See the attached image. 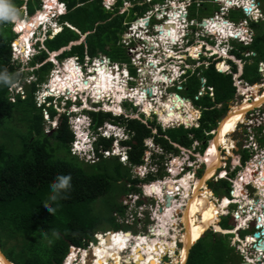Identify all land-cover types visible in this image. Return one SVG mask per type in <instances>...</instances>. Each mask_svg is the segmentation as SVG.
<instances>
[{"label":"trees","instance_id":"obj_1","mask_svg":"<svg viewBox=\"0 0 264 264\" xmlns=\"http://www.w3.org/2000/svg\"><path fill=\"white\" fill-rule=\"evenodd\" d=\"M60 1L66 4L68 9L67 14L60 19L62 30L53 38L48 37L46 39L45 49L33 57L28 69L21 68L14 61L12 44L16 39V34L11 22L0 23V71L7 70L14 84L21 85L20 87L24 91L14 94V87L0 83V248L5 255L8 251V259L14 264H64L70 253V247L72 245L85 247L89 243L95 242V234L102 229L101 226L110 225L113 230L109 232L123 230L114 217L115 213L124 216L126 212V207L123 206V202H120L121 199L131 193L140 194L141 189L137 187L138 184L148 183L165 176L163 172H160L159 175H147L142 180L140 176H134V168L142 167L146 163L145 158L149 153L146 142L153 140L163 152V155H155L154 159H158L157 164L160 165V170H164L162 165L165 155H178L180 152L175 145L191 149L194 143L198 142L204 143L203 149L207 146L210 133L215 130L223 112L227 111L229 103L237 95L233 75L218 72L214 63L209 62L207 67L202 65L194 72L190 71L182 82V89L176 88L177 91L194 94V100L202 110L199 127L187 129L184 126H179L164 130L158 123L156 115H153L154 120H151L146 119L144 115L141 118H131L126 116L113 117L105 112L93 113L92 131H97L106 121L121 123L130 130L132 139L123 143L128 149L127 163L121 162L118 156L109 154L114 149L113 138H102L97 141L94 146L96 161H82L70 151L74 135L70 129L68 113L60 114L54 107H41L36 102V93L43 88L47 77L55 67L50 58L53 53H58L59 60L78 58L83 64L87 57L95 60L100 54H103L107 58L109 57L112 62H116L113 61L112 58L114 57L111 52L120 48L128 57L126 61L128 63L125 64L129 65L131 75L136 77L138 75L137 68L132 65L128 50L122 40L133 23L132 16L136 13L142 16L149 9L146 8V3L138 4L137 1L140 0H131L134 3L133 9L122 14L119 13L124 8L123 0H120L112 11L105 9L103 0ZM257 1L260 3L264 14V0ZM11 2L18 10V14H21V9L26 6L30 16L41 11L43 6L42 0H11ZM46 2L49 7L57 3V0H46ZM206 4H203L201 11ZM210 4L217 6L214 0H211ZM175 7L176 5L172 6V8ZM196 7V3H193L189 8L188 18L190 21H195L194 9ZM172 10V12L177 11L178 13V9ZM219 10L216 7L213 14L214 12L218 13ZM44 12L38 13L31 24L27 21H21L19 25L17 24L16 33L18 36L16 35V37L18 40L15 43L17 47L26 43V34L33 30L40 18L46 13ZM237 13L243 17L239 22L249 21L242 8L230 10L228 19L229 17L233 18V15ZM211 21L209 20L208 26L204 29L205 32L207 31L206 33L215 35L216 31H212ZM141 23L142 21H139L137 25L135 24L137 33L142 26ZM217 26L220 27V29L218 28L220 33H217L223 35L221 38H228L227 31L229 29L220 25ZM260 26V21L250 23V27L255 32L252 43L243 45L233 42L232 54L242 60H247L250 57L257 61L254 72L251 71V65L247 63L241 77L242 80L251 85L261 83L263 80L262 73L258 71V64L264 61V33ZM158 30L159 32L166 31L160 27ZM240 33L242 34L243 31ZM85 34H88L86 40L77 44L82 35ZM232 36L235 37L236 35ZM161 41L163 43L164 35L161 36ZM245 53H254L255 56L245 57ZM229 63L233 67V72L237 73V66L232 61ZM151 66L156 67L155 63ZM78 69L74 68L72 64L67 65L66 72L69 75L66 79L57 76L55 79L60 83L54 80L52 89L65 91L69 84L76 88V81L80 90L82 85L87 88V92L95 90V85L91 87L88 85V81L94 77L86 81L82 79L83 76ZM222 69L225 71V64H223ZM91 70L94 71V69ZM106 72L108 73L107 85L106 80L102 77L100 80L105 83L103 86H107L109 94L115 93V99L118 102L121 101L119 96L135 97L137 89L133 93H126V91L121 93L117 87L123 89L126 81L123 82L121 77L115 73ZM251 73H254L255 76H251ZM145 74L147 73L145 72ZM27 76L33 80H29ZM202 79H205L207 94L196 99L203 87ZM27 80L29 82H26ZM163 80L169 81L167 77L162 78L161 83ZM109 81H111V85H109ZM208 88H213V97L210 96ZM97 91L100 92V89L98 88ZM250 92H253L252 97L255 98V91ZM156 98L155 102L161 108V111L158 109V112L165 117L168 123L177 110L186 111L194 121L195 112H192V105L187 100L179 101L177 95L165 102L160 99V94ZM144 102L153 109V100L151 102L148 98ZM219 105H223V108L219 109ZM128 107L135 112L137 110L131 104ZM45 109L51 121L58 118L56 127L48 132ZM223 146L230 149V146L233 147L234 145L226 143ZM102 152H107L108 156ZM248 157L245 155V162ZM212 160L216 166L221 165L220 162L215 161V157ZM61 174L72 176L71 188L67 193L68 198L63 199L58 196L55 201H51L49 199V196L52 195L50 186L55 177ZM206 185L208 186L207 191L213 192L212 182H208ZM221 186L226 189L224 195H229L230 184L221 180L215 185V188ZM119 192V201L112 202L111 214L107 216L108 218L101 220L95 213L94 204L101 199L104 200L112 196V194H119ZM212 195L211 193L200 196L211 201L209 196ZM141 203H143L142 199L139 200V204ZM45 204L53 208L54 211L52 213L47 212L44 208ZM128 229L131 228L128 227ZM103 238V235L100 234L99 240ZM105 238L109 240V236ZM10 242H12L11 245L6 248ZM195 244L192 249L190 247L191 252L187 264H228L235 251L226 242V235L216 234L212 231ZM235 258H232L231 261Z\"/></svg>","mask_w":264,"mask_h":264},{"label":"rangeland","instance_id":"obj_2","mask_svg":"<svg viewBox=\"0 0 264 264\" xmlns=\"http://www.w3.org/2000/svg\"><path fill=\"white\" fill-rule=\"evenodd\" d=\"M114 1L115 0H110L109 1L110 3L107 4V5H106V3L104 1L103 2V5L106 8V7H108V5H112V3ZM152 1L151 0H140V1H137L138 4H140V3L141 4L146 3L147 4V7L146 8L149 9V12H146L142 16H139L137 13L135 15H133L132 16L133 23H135L137 25L138 23H136V22H137V19L138 18L144 17L145 15H146V17H148L149 14H152V16H151L152 17L151 18V25H150V27L152 28L151 34L159 32L158 28L152 27L153 24H155L156 26L160 27V29H162V30L165 29L166 31L160 32L161 36L164 35V41H163L162 44L165 45V46H167V47H170V48H171L172 45H175L176 44L175 42L179 38L178 33H179V30L182 27L181 24H182V21H183L184 17L182 19V15L183 14L182 15H178L177 11H175V12H172V14L169 15V19H168L169 21L168 22H165L163 20L165 14H161V13L158 14V13H156V11L159 10V9L162 10V11L165 10V11H167L169 13V12L173 11L172 9H175V10L178 9V11H179V10H181L182 7H185L186 8V12L184 11L185 12L184 14H186V18H188V15L187 14L189 12V5H191L194 2L197 3V4L207 3L205 5L203 11H201L202 6H199V5L196 7V9H194V12H195L194 18H195V20L201 22L203 20V17L210 18L212 15H213V17H216V15L218 13H219V15H220L221 18H225L227 20L230 19L231 21H235V22H239V21H241L243 19V17H241L238 13L236 15H233V18L232 17H229V19H228L227 16H228V13L229 12L228 13L227 12H225V13H222L221 12L222 11L221 9H222L223 3L222 2L219 3L220 0L219 1L218 0H214V3H216L217 6H213V4H210V1L211 0H198V1H194V0H158L157 1V0H154V2L151 4ZM44 2H45V4L47 3L46 0H42V5H43ZM239 2L242 3V5H244L247 2V0H239ZM131 3L124 5V8L121 9V11H120L119 14H122V13H124L126 11L127 12H130L133 9V7H134V3L132 1H131ZM155 3H159V4H156L154 6ZM55 4L56 3L52 4V6H49V7L46 5V7L44 6V9H43V6H42V11L43 10H46L49 13L48 10L55 9L56 8V5ZM226 4L228 6H233L234 5V2L233 1H227ZM173 5H176V7L175 8H172ZM216 7L218 9H220V10H219L218 13L217 12H214V14H213V11H214V9ZM263 7H264V4H263ZM234 9H238V8H234ZM21 12H22L21 14H18V16H19L18 20L17 21H14V22H11V25H12V28H13L14 32L16 31V28L15 27H16L17 24L19 25V22H21V21H27V22H30V24H31V22L34 21L36 15L39 13V12H37L34 16H30V14H28V12H27L26 6L21 9ZM59 13H61V12H59ZM45 18H46V16H43V20L41 19V21H39L36 24V26L33 28V30L31 31V33L33 31H36L39 35L41 34L40 28L42 26H39V25H40V23H44V22L47 21L46 20L47 18L46 19ZM247 18L249 20L246 23V27H248L247 28V32H246L248 34V41L246 40V38H241L240 39L241 41H238V42H243L244 41L243 43H241L243 45L249 44L252 41L251 40V38H252L251 36L253 34V31H254V30H251V27H250V23L252 21L255 22V23H257V22L260 21V25H261L260 28H261V30L264 33V22H263L264 21V15L262 17V15L259 14V13H257L256 15H254V14L251 15L250 14L249 17H247ZM135 19H136V21H135ZM1 22H3V21H0V23ZM145 22L146 21H143L141 24L144 25ZM210 23H211V26L213 28L212 31H216L215 35H211V34L206 33L202 28H200L197 25V22L196 21H193V22L190 21L189 22L190 25L193 24L196 27V30H193L192 28H190V31L189 32L190 33H194V36H195V39H196V41L194 42V44L198 46V48L192 50V52L190 53L191 55H193L192 53H195V56H196V53L199 52V48L201 46H203V42H201L200 40L208 41L212 45H214L215 43L218 42L217 46H215L216 47V53H218L219 51L221 53L224 52V51H222L221 46H218L220 44V42H223L225 44L224 47L227 49V51L229 50V48H228V39H226L224 41V39L221 38V37H223V35H220L219 34L220 32L218 30L220 29V27L217 26V25H220V26H222L224 28V27L227 26L225 24V22H217V20H215V21H211ZM239 23H241V22H239ZM239 23H235V24L238 25ZM161 24H163V26H159ZM166 24L168 26H165ZM38 26H39V30L37 31V27ZM48 27H49L48 25H45V28H44L45 29L44 30L45 32L47 31L46 28H48ZM226 28L229 29L227 31V33H229V36L230 35H234V36L235 35H238V36L241 35L240 32L237 33V34H236V32L234 33V31H232L229 26H227ZM168 31H171V35L170 36L167 35V32ZM56 32L57 31H55V34H56ZM181 32H182V30L180 31V33ZM217 32H219V33H217ZM31 33H29V34L27 33L26 34V43L28 42L29 38L31 37V35H32ZM129 33L130 32H128V34H126L125 36H123L124 39H125V37L127 35H129ZM136 34H139V33L136 32ZM182 35H183V33H182ZM86 37H87L86 34L83 35V40L84 39L86 40ZM15 38H17L16 35H15ZM154 39H156V38H154ZM145 40H146V38H145ZM43 41H44V39H43ZM81 41H82V39H81ZM147 41H151V40H148L147 39ZM238 42H235V44H238ZM14 43H16V42H14ZM122 43H124L125 48L127 49L128 47L126 46V42L124 41ZM138 44L139 43H137V45ZM180 44H181V42H180ZM186 44H187V41H186ZM13 45L14 44H12V47H13ZM22 47H23V45L21 47H19L20 50H21ZM113 50L114 49L112 48V51ZM202 50L204 52H202V54H201V56L199 58L200 59L199 63L196 64V62L189 61L191 64L192 63H195L196 64V66H195L194 69L200 68L202 65H205L207 67L209 65V63H207L208 61L209 62H212L213 60H215L218 57L222 56V54L219 52L218 53V56H216V58L213 59V58H211L212 56H210V54H209L211 50H209L208 48L206 49L205 47ZM127 52H128L129 57L132 60L133 54L130 53L129 49H128ZM23 53L27 55L26 48L23 49ZM111 53H112V55L114 57V58H112L113 61H116L120 65H123V66H125V67L128 68L129 65L128 64H125V63H128V62H126L127 59H128V57H127L126 53L124 55V52H123L122 49L119 48V49H117V50H115V51H113ZM26 55H24V57ZM57 55L58 54H56V55L54 54V55H52V57L53 56L55 57ZM104 57L108 61V58L109 57L107 58V56H105L103 54H100L98 56V59L99 60H102V59H104ZM224 57H226V56H224ZM183 58L184 59H188V55H184ZM75 59H78V58H75ZM228 59H230V58H228ZM87 60L88 59L86 58V60H85L86 63H85L84 70H83V72L85 74H84L83 77L89 76L91 74V72H95V73H94V75H91L90 78H92V77H94L96 75L93 79H91V80L88 81V83H89L88 85L90 87L93 86V85H95V90H93V91L91 90L90 91L91 94L93 96L95 95L96 96V99H99V100L100 99L101 100H106V98L108 96L113 97L112 94H109L108 93L107 86H103L105 83H103L100 80V78L102 77L104 80H106V85H107L108 73L106 71H109V70H106L107 68L104 67V66H99L96 69V71H93V70H91L90 68L87 67V64H89V62H87ZM247 60H246V62H248L251 65V68H252L251 71L254 72L255 65H256V62L257 61L254 58H250V57ZM22 61H26V60H24L22 58L20 62H22ZM239 61H241V60H238V57L236 59H232V62L237 66V69H238V74L236 73L237 75H240L241 74V70H240L241 69V66H242V64H245L244 61L243 62H239ZM94 62H95V60L93 61V63ZM95 63H97V62H95ZM152 63H154V62H152ZM29 64H30V62H28V66H29ZM223 64H225V63L223 62ZM223 64H220V65L219 64H215L216 65L215 66L216 69L217 70L218 69L221 70L223 68ZM67 65H68L67 59H65V60H59L58 59L57 65L54 67V70L47 77V81L43 85V89L44 90L47 87L46 84H49V83H51V85L53 84L54 80H56L55 77L58 76V77H61L63 79H66L64 77L65 76L67 77V75H69L68 72L66 74L64 73V72H66L65 71V68H67ZM132 65H134V64H132ZM101 67H103V69H101ZM134 67H135V65H134ZM142 67H143V69H141L140 71L137 72L138 75L134 78V80L131 81V82H129V86L131 88H133V90H136L137 89V91H136V97H138L139 100H137L138 98L137 99H134V98L128 97V100L127 101L118 102L116 99H114L110 104L112 106L116 107L117 110H120L118 108V106H122L123 111L125 113L128 112L130 114H133V109L130 108V107H128V105L132 104V105H134V106L137 107L138 102H139L141 104V106H142V108L139 109V113L146 114V119L149 118L151 120H154L153 117H152L153 115H155V114H153V110L156 111V113L158 114V117H157L158 118V123L161 122L162 127L164 128V130H167L170 127L171 128L179 127L182 124L186 125L187 128H189V127L191 128V126L192 127L193 126H196V127L199 126V124H200L199 123V119L201 118L200 115L202 114V111H201V108L198 107L197 103L194 100V94L187 93V92L184 93V92L177 91L176 88L177 87L179 88L182 85V82L177 81V82H174V84H171L172 83L171 82V79H170V81H168V84H167L168 85V88L166 89V86H163L161 84V82H160L161 79L164 78V77L161 76V74L159 72H157L155 69H150L151 65H149V64H143ZM135 68H137V67H135ZM232 68L233 67H231L230 69L233 70ZM144 71L147 74H145ZM221 71H223V70H221ZM225 71H228L227 74L230 72L227 67H226ZM260 72H263L264 73V69L261 70ZM168 75L170 76V72L168 73ZM251 76H255V74L254 73H251ZM173 77H176V73L172 76V78ZM27 78L29 80H33V78H31V77H28L27 76ZM84 80H86V79H84ZM202 81L205 82V79L202 80ZM262 81L263 82L260 85H257V86H255V87H253L251 89H248V90H247L248 87L246 86L245 81L244 82H241L242 85H240V88L242 90H238L237 91V95L229 103V106L227 108V111L226 112H223L222 117L218 121V124H217L215 130L210 133L212 135L207 140V146L204 149H203V144L204 143H197L196 142L191 149H186V148H183V147L179 148L180 152H179L178 155H174V154H167V155H165L166 157H165V160L163 162L164 170H158L157 167H151L149 165H145L142 168L141 167L140 168H134V170H133L134 176H140V179L141 180L144 179L147 176V174L149 173V171H152L154 175H157V174L159 175L160 172L161 173L163 172L165 174V176L162 177V178H158V179L156 178L155 180L150 181L148 183H143L142 182V183L138 184L137 187L139 189H141V193L140 194L131 193V194H128V195H126L125 197H123L121 199L120 202H123V206L126 207V212H125L124 216H121L119 213H115L114 214V217L116 218L117 223L121 226V229H123V230H121V232H124V234L123 233H118V232H114V234H117L118 233V234H120V236H124V235H126L125 233L131 232L134 236H137V237H139V236H142V237L148 236L149 237L152 234L154 228L161 227L162 225L159 223L160 219L157 217V215L158 214H161L162 211L164 212L165 209H166V207H165V198H162L161 199V198L155 197V195L149 194L147 192V187L148 186H151V185H154V184H160V185L161 184H164V183L167 184V182H170V181L180 182V180L179 181H176V178H183L184 179V178L188 177V178H190L189 179L190 182L191 181H194V180H199L200 178H203L204 176H202V175L204 174V172L206 170V165H207L206 164V161H205L207 156L211 160L214 159V157H215L216 158L215 161L216 162H220V160H219V155H220V158L222 159V163L221 162L220 163H221L222 166L219 165V167H218V166L215 165L217 167V172L214 173L215 175L212 177L211 181H209V182H212L211 188H212L213 192L212 191H210V192L207 191L208 186H206L199 194L201 196H205V194H211V193L213 194L212 196H209V197H210L211 202H213L215 204V206H216V212H217V218H218V221H216V223H217V226L220 225V227L222 228L223 231L222 232H217L215 230V227L212 226V227H210V229H208V231H206V233L203 235V237L206 236L211 231L213 233H216V234L218 233V234H222V235H227L228 231L225 230V229H231V228H233V226H235L237 224L238 221L240 222V220L237 219V218L236 219L234 218L236 221L234 220V222H233V220L230 218V216H227L230 213L229 212V209H230V211H232L233 209H235V206H232L231 208H227L226 207L225 209L219 208V207H221L222 201L226 200V198L228 197V195H226V194L224 195V191L226 190L225 187L222 188V186H221L219 188H215V185L218 184V182H220L221 180H223V181L225 180L228 183H230V187H232V189H234V191H236V192H238V190H242V188H243L242 187V184H245V183H247L249 181H254L253 186L258 189V194L261 196V199H260L261 200V203H262V205H264L263 204L264 197H262V194H261V191H260V187L256 183V180L257 179H255V176H254V175L260 174V172L262 170L260 171L259 170L260 168H256V170H258V171L257 172H254V174L252 175V177L248 178V173L251 172L250 169L253 171L254 166H258L259 165V161L260 162L262 161L264 163V132H263L264 131V124H263V126H261V124H258L257 123L256 119L253 120L254 122L252 121V123H253V126L252 127L249 125L250 123L248 124V123H246L244 121L241 124H239V125L237 124L236 127L234 126L235 127V130L234 131L231 130L227 134V136L224 138V140L222 142L223 144H221L215 150V151H217V153H215V151L212 152V154H210L211 152L210 153H207L209 151V148H210L213 140L216 137L215 134H214V132L216 131V129L217 130L219 129V127H218L219 124L222 121L229 119L231 115L234 116L235 113L237 114L238 113V110L241 109L242 106H244L245 104H248V102L250 103V101H247L246 100V96L247 97L248 96L249 97L250 96L252 97V93L253 92H250V91H255V94H256L255 97L259 96V94L261 93V89L264 90V74H263V80ZM26 82H29V81L27 80ZM56 82H59V81L56 80ZM75 84H76V87H77V82L76 81H75ZM20 86L21 85H15V87H14V94H17L18 92H20L22 90V88ZM81 87H82L81 88V91H83L84 89H87L84 85H82ZM98 88L100 89V92L97 91ZM144 88H151L152 89L153 96H151V97H157L160 94V96H161L160 99L162 100V102H165L166 100H169L170 101L171 97L172 96L175 97V95L178 94V93L181 96H183L184 98L189 99L191 101L190 103L192 105V112L193 111L195 112V119H194V121H192L191 116L186 111H184V110H177L171 116V122L166 124L162 120V117L160 116V113L158 112V109H159V111H161V108H159V104H157V102H155L157 98H155V100H153L154 101V107H153V109L151 107H149L144 102L146 99H148V97H147L148 94H147L146 91H144ZM72 91H77V89L74 88L71 84L68 85V91H65V92L59 91L60 94L65 97V100H64L65 106H67V108H69L70 110L72 109L71 112H73L75 110V107L76 106H79V105L70 104V102L75 103L78 100H81L82 103L87 106V109H84V110H89V112H90V110H96V111L100 110V108H98V107L95 106V104H94L95 102H93V100L91 98H87L83 93H78V92H75L74 93L73 92L71 94ZM160 91H162L163 94L160 93ZM130 92L133 93L134 91H131V90L130 91H126V93H130ZM49 95L50 94H48V93L44 94V92L42 90H39L36 93V102H38V105H39V103H44V101H42L41 98L46 99V97L49 96ZM58 95H59V93L58 94H55L56 97H58ZM142 95H144V96H142ZM210 96L213 97L212 94ZM125 97H126L125 95L122 96V98H125ZM200 97H201V95H200ZM120 100L122 101L123 99L120 98ZM243 101H245V102H243ZM253 101H254V98H253ZM151 102H152V100H151ZM241 103H242V105H240ZM126 104H127V106H126ZM222 106L223 105H219L218 106L219 109H222L223 108ZM254 106H258V108L262 109V106L259 107L260 105H254ZM61 107H63V106H61ZM54 108L60 114H63V109L60 108V106L57 103L55 104ZM254 108H252V109H254ZM224 117H226V118H224ZM45 120H46V129H47V132L49 130L50 131L53 130L56 127L57 122H58V118L54 119V121H51L49 115H45ZM106 123H107V121L104 122V124H102L98 129L102 128ZM89 125L91 126L90 123H89ZM23 127H24V125H23ZM216 134H217V132H216ZM229 135H231V139H228L229 138ZM226 143H228L230 145H234V147H231L230 146V149H232V150L225 149L226 147H224L223 145H225ZM77 144H78L77 140H73V142H72L73 147H75V145H77ZM149 145L151 147H154V148L156 147V152H158L160 150L155 145V143H154L153 140H150L149 141ZM175 146L176 147H179L177 145H175ZM115 147H118V145L115 144ZM201 148H202V150H201ZM118 149L120 150L119 147H118ZM75 153H78V152H76V151L73 150V154H75ZM159 153L163 154L162 151H159ZM104 154H105V156H108L107 153H104ZM112 154L113 155H116V156L119 155L118 151H116V150L113 151L111 153V155ZM245 155L249 156L247 158L246 162H245ZM148 157H149V153H147V155H146V158H148ZM176 157H179L181 160H183V163L185 165H187L189 159L194 160V162H195L194 166L195 167L189 173H187V174L184 175L182 173H185V169L187 167V166H184V167H182L179 170V173H178V171L176 169V166H175L176 161L178 160ZM192 157H195L196 159L195 158L193 159ZM146 158H145V160H146ZM80 159L82 161H85V162H94V161H96V160H92V161L86 160V158L83 157V156H81ZM119 160L121 162L127 163V158H125L123 154L119 156ZM181 171H182V173H181ZM221 173H223V174H221ZM192 175L195 176L196 178H194ZM224 175H225V177L222 178L221 176H224ZM236 181H238V183H240L241 186L238 187ZM177 186H179V185H177ZM244 186L246 187V184ZM250 186H249V188H250ZM167 187H171V189H169V190L165 189V193L163 195H167L168 197H172L174 195L173 194L174 191L171 193V191L173 190L172 184L171 185H168ZM243 192H244L243 195H241V197H239V200H237V201H239L242 204V207L240 209L241 219H243L245 215H251L253 212L250 210V208L251 207L252 208H255L256 207L255 205H252V204L245 205L244 202L247 203L248 201H250V199H252V196L254 197L253 200H255V201L258 200L257 195H255V196L253 195V190L252 189H250V190H248L246 192L244 190ZM110 197H111L112 201H111ZM110 197H108V198H106L104 200L101 199V200H99L98 202H96L94 204L95 213L101 218V220L108 218L107 216L111 214L112 202H118L119 201L120 192H119V194H117V193L112 194V196H110ZM138 199H142L143 200V203L139 204ZM181 199H182V195L181 196H176L174 198V203L176 202L177 204H180ZM194 202L195 201L193 199V202L191 204L193 205ZM137 203H138V205H137ZM188 205H190L189 202H188ZM184 211H186V213H184ZM184 211H183V215H182V211H180L179 213H177L178 220H180V221L182 220L183 222H186L188 224L190 223L188 225V227H186L189 231L195 230L196 227H191L190 226L191 225V222H190L189 219L192 218V220L194 221V223L196 222V220H197V223L200 222V213H198V208L190 209L189 207H186L184 209ZM188 211H190V213H188ZM136 213H139L140 215L138 217H136ZM187 216H191V217H187ZM177 218H175V220ZM180 221H179L178 230L181 231V232H183L185 230V227H184L183 223H181ZM159 224H160V226H158ZM101 227H102V229L100 231L96 232V234H95L96 237H98L99 234H105L106 232H109L110 230H113V228L110 225H108V224L107 225H103ZM128 227H130L131 229H128ZM165 227L166 228H169V224L165 225ZM244 228H246V226H244ZM116 229H119V228H116ZM169 230H170V238H173V236L176 233V231L174 229V226H172V228H170ZM245 230H246L245 232L244 231H241V232L244 233V236H245V234L249 233L248 230L250 232L253 231V227L250 228V225H249V227L246 228ZM171 231H172V233H171ZM110 234H112V233H110ZM110 234H108V235L111 238V235ZM235 235H236V237L231 239L232 240V246L233 245L236 246V249L234 248L235 251H234V254L232 255L231 259L232 258H235V257L236 258L234 260H232V261L230 259V261L228 262V264H245L247 262L246 261V258L244 259V256L242 254H240L239 249H238L239 248L238 247V244L242 245V243H244V239L242 238V236L240 234V231L237 234H235ZM103 237L104 238L101 239L100 241H104V242H107L108 243V241H109L108 238H105L107 236H103ZM203 237H201V239ZM239 238H241V240H238ZM263 239H264V236H263ZM100 241H99V239H97L95 242H93V244L92 243H89L88 246L79 247V248H81L82 250H87V251L89 249V251H90L91 248H93V246L99 245ZM226 242L229 243V240H228L227 236H226ZM249 242L250 241L248 239V240H246V244L244 243V245H242V250H245L246 251V253H244L245 257H251L253 259V263L254 264H264V261L263 260H262L261 263L258 262V260H261L260 258L263 259L264 252L263 251H260V250L259 251H254V249L252 248V245L251 244L250 245L248 244ZM11 243L12 242H10L9 244H7L6 248L9 247L11 245ZM194 245H196V244H194ZM194 245L191 247V249L194 247ZM177 248H175V249H177V253H174L175 249L172 250V251H170V252H168L170 254V256H171L170 258H171L172 261L171 262L170 261H166L167 262L166 264H178L179 262H181V260L183 258L181 260L179 259V261H177V257H178L177 255H179V251H180V249H182L181 248V242H179V241H178ZM2 252H3V250L1 249V253ZM7 252H6V255H7V258H8L9 255H8ZM77 252L78 251L72 250V252L70 253L71 257L74 256L75 254H77ZM190 252H191V250H190ZM189 256H190V254L188 255L187 261H185L186 263L189 260ZM254 261H256V262H254ZM11 263L14 264L13 262H11ZM64 264H74V263L71 262V261H66V263H64ZM136 264H140V262L139 263H136ZM152 264H155V262H153Z\"/></svg>","mask_w":264,"mask_h":264},{"label":"clouds","instance_id":"obj_3","mask_svg":"<svg viewBox=\"0 0 264 264\" xmlns=\"http://www.w3.org/2000/svg\"><path fill=\"white\" fill-rule=\"evenodd\" d=\"M104 1H105L106 5L110 3L109 2L110 0H103V2ZM119 1L120 0L114 1L112 3V5H111V8H115ZM123 1H124V4H129L130 3V1H127V0H123ZM153 1L151 2V4L153 3ZM247 2H246V4H247ZM156 4H159V3H156ZM156 4H154V6ZM246 4H244V5H246ZM46 5H47V3L45 4V2H44L43 3V9H44V6L46 7ZM191 6H192V4L189 5V8ZM235 6H237V5H235ZM109 10H111V9H109ZM181 10H179L178 13H179V15L183 14L182 15V19H183V17H184V19H183L182 24H181L182 27H181V29L179 30V33H178L179 38L175 42L176 44L172 45L171 48L167 47V46H162V48H161V52H165L164 49H169V50L173 49V52L176 51V53H177L176 55H173V57H170V58L166 57V60L162 63L164 66H166L168 68V71L164 72L163 75L168 77V79H171L172 76L174 75L172 66H174V68H178L179 67V68H181V70L182 69L185 70V73L182 74L179 77V79H176L175 82H177V81L183 82L185 77L187 75H189L190 71H192V72L195 71L194 68H195L196 64L199 63V60L195 56L190 54L191 50L193 48H196V47L192 46V40H191V38L193 37L194 33H190L189 31H190V28L193 29L195 26L193 24L192 25L189 24L190 20H186V14H184L186 12V8L182 7ZM44 11L45 10H43V11L41 10V11H38V12L40 13V12H44ZM48 11H49L48 14L45 13L47 21L44 22V23H40V25H39V26H42L40 28V30H41V34L40 35L36 31H33L31 33L32 34L31 37L29 38V40L27 42L28 44L24 45L21 48V50L19 48L20 46L17 47L16 44L14 43L18 39L16 38L13 41L14 45H13L12 49H13V53H14V61L19 63V66L21 68L28 69V62H30L35 55L39 54L41 50L45 49L46 39H48V37L53 38L55 35L59 34L61 32V30H62V26L60 25V19H61V17L65 16L67 14V12H68L67 5L64 4L63 2H61L60 0H57L56 8L55 9H50ZM59 12H61V13H59ZM156 13L165 14L164 18L163 17L162 18H163V20L165 22H168L169 21L168 20L169 19V15L172 14V11L168 13L165 10L162 11V10L159 9V10L156 11ZM18 18H19L18 10L15 8V6L11 2V0H0V21H3V22H14V21H17ZM22 22H24V21H22ZM191 22H193V21H191ZM225 23H226V21H225ZM45 25L49 26L48 28H46V30H47L46 32L44 31L45 30L44 29ZM161 26H163V24H161ZM15 28H17V25H16ZM38 30H39V27L37 28V31ZM181 30H182V32L180 33ZM193 30H196V28L193 29ZM55 31H57L56 34H55ZM15 33H16V31H15ZM182 33H183V35H182ZM156 34L157 33H153L152 35H156ZM16 35L18 36L17 33H16ZM43 39H44V41H43ZM230 39H232V38H230ZM186 41H187V44H186ZM180 42H181V44H180ZM217 44H218V42L215 43L214 46H217ZM218 46H221L222 51H224V52H222L223 53L222 56L218 57L217 59L213 60L210 63H214V65H215V64H223V62L224 63H229V61H232L231 59H228L227 56L230 55V56L233 57L234 55L231 54L229 52V50L227 51V49L224 47L225 44L224 43L222 45L219 44ZM134 47H136V44H134ZM209 47H211V45H209ZM229 47H231V46H230V44L228 42V48ZM24 48H26L27 55L23 53V49ZM211 48L214 49V47H211ZM54 54H58V53H53L52 55H54ZM24 55H26V56L24 57ZM58 55L55 56V57L51 56V58H50V61H52L55 66L57 65V62H58ZM184 55H188V59H184V62L180 63V59L178 58V56L183 57ZM225 55H226V57H224ZM216 56H218V54L217 55L215 54L211 58L214 59V58H216ZM22 58L24 60H26V61L20 62ZM87 59H88L87 62H89V64H87L88 68L96 69V67L104 66V67L107 68L106 70H109L111 72V74H113L115 72L116 75H119L121 77L123 82L126 81V83H124V84L126 85V87L129 90L133 89V88H131L129 86V82L133 81L135 77H133L131 75L129 68H127V67H125L123 65H120L119 63L112 62L109 58H108V60L110 61V63H108V64H106L104 59H102V60H99L98 58L95 59V62H97V63H95V62L93 63L94 60H91L88 57H87ZM70 60H73V66L75 68H76V66H79L77 68H80V72L84 76L85 73L83 72V70H84V66H85L86 62L81 64L78 59L69 58V59H67V63ZM146 61H147L146 58H144L143 63L146 64ZM189 61L196 62V64L195 63L191 64ZM131 63H132V61H131ZM207 63H209V61ZM113 65H117L118 66V72H116L114 70L111 71ZM65 71H66V68H65ZM137 72H138V70H137ZM169 72H170V76L168 75ZM218 72L222 73L221 71H218ZM64 73L66 74L67 72H64ZM178 73H180V71ZM91 75H94V72H91V74L89 76L83 77V79H89L91 77ZM0 83H3V84L8 85L10 87H15V84H14V82L12 80V77L7 73V70L0 71ZM46 86L47 87H46L45 90L43 88L41 90L44 92V94L48 93L50 95L47 96L46 99L41 98V100L44 101V103H39V105L41 107L46 106L48 108V107H54L55 104L57 103L60 106V108L63 109V113H68V117L70 119V122H69L70 129H71V131H72V133L74 135V140H77V142H78V144L75 145V147H73L72 144L70 145V151H72V154H73V150L78 152V153H75L73 155H76L79 158L81 156H83V157L86 158V160H89V161L96 160L97 156H96V153H95L94 146L97 143V141L99 139H102V138H105V139H112L113 138L114 139V144H113V148L114 149H113V151H115V150L118 151V153H119L118 157L123 154L124 157L127 158L126 154H127L128 149H127V146L123 145V143L128 142V141H130L132 139V135H131L130 130L126 126H123L121 123L118 124V123L107 121V123L102 128L97 129V131H92V127H93L92 114L93 113H99V112H105V113L111 114L113 117L126 116V117H131V118H141L142 115L146 116V114H144V113H139V109L142 108L141 105H137V107H136V106L131 104L133 108L137 109L136 112L133 111V114H130L128 112L125 113L123 111L122 106H118V108L120 110H117L116 107H114V106H112L110 104L114 100L113 97L112 98H106L105 97L106 100H96L94 98V96L92 94L87 93V91L79 90L78 93H83L87 98H91L93 100V102H95L94 103L95 106L100 108V110H98V111L90 110V112H89V110H84V109H87V106L84 105L81 100H78L75 103L69 101L70 104L79 105V106L75 107V110L73 112H71L72 109L70 110L69 108H67V106H65V104H64L65 97L60 94L59 90L58 91H54L51 88V83L46 84ZM178 89L180 90V87ZM20 92L23 93L24 92L23 89ZM63 92H65V91H63ZM58 93H59V95H58V97H56L55 94H58ZM206 94H207V90H206ZM176 95H178L182 100H185V99L187 100V98H184L179 93L176 94ZM127 100H128V98H125L121 102H124V101H127ZM61 106H63V107H61ZM44 111H45V114L48 115L46 109ZM156 117H158V115H156ZM201 118H202V116H201ZM200 119H199V121H200ZM157 121H158V118H157ZM89 123L91 124V126L89 125ZM159 124L162 126L161 122ZM181 126H184V124H182ZM199 126H200V124H199ZM193 127H195V126H193ZM191 128H192V126H191ZM191 128L189 127L187 129H191ZM210 135H212V134H210ZM149 141L150 140H148L146 142V146L149 149V157L146 158L145 165H149L151 167H157L158 170H160V165L157 164L158 163L157 162L158 159H154V158H155V155H163V154L159 153L160 150L158 152H156V147L155 148L151 147L149 145ZM115 144L118 145L120 150L118 149V147H115ZM178 148H181V147H178ZM113 151L109 152V154H111ZM100 153H101V151H100ZM102 153H104V152H102ZM176 158L178 160L176 161L175 166H176V169H177L178 172H179V170L182 167L187 166L186 169H185V173H182V171H181V173L184 174V175L189 173L195 167L194 166L195 162L192 159H189L187 165H185L183 163V160H181L179 157H176ZM192 158L194 159L195 157H192ZM144 166H142V167H144ZM162 167L164 168L163 165H162ZM138 168H140V167H138ZM150 174L153 175V172L149 171V173L147 175H150ZM224 177H225V175L222 178H224ZM182 179L183 178H176V181H179V180L181 181ZM71 180H72V176L70 174L57 175L55 177L54 182L50 186V191H51L52 195L49 196V199L51 201H55L58 196L63 198V199H67L68 198L67 197L68 190L71 188ZM226 200H227V198H226ZM44 208L49 213H52L54 211V209L49 207L47 204L44 205ZM127 234L133 235L131 232H129ZM96 240H97V238H96ZM181 247H182V244H181Z\"/></svg>","mask_w":264,"mask_h":264},{"label":"bare ground","instance_id":"obj_4","mask_svg":"<svg viewBox=\"0 0 264 264\" xmlns=\"http://www.w3.org/2000/svg\"><path fill=\"white\" fill-rule=\"evenodd\" d=\"M55 5L57 6V3ZM248 9H250L251 15L254 14L252 12L253 11L252 8H248ZM47 14H48V12H47ZM256 14L257 13H255L254 15H256ZM43 16H45V14ZM41 19L43 20V17H41L39 21H41ZM29 32H28V34H29ZM212 35H214V34H212ZM227 35H229V33H227ZM228 38H232V39L236 40V39H239V36L236 35L235 37H233L232 35H230ZM228 38H225L224 41ZM222 43L223 42H220L221 45H222ZM26 44L27 43H25L24 45H26ZM193 49H196V48H193ZM200 49H201V47L199 48V52L196 53V57L200 56V53H201ZM213 50H215L216 55L220 52L219 51L218 53H216V47H214ZM221 54H223V53H221ZM70 64L73 65L72 60H70L68 62V65H70ZM151 65H153V63H151ZM97 68L98 67H96V69ZM96 69H94V71H96ZM101 69H103V67H101ZM78 70H79V73H81L80 68ZM221 70H223V69H221ZM223 72H224V70H223ZM65 78H67V77L65 76ZM86 81H87V79H86ZM109 85H111V81H109ZM121 85H123V83H121ZM125 86L126 85H123V89H121V87H117V89H119V91H121V93H123V91H130ZM51 88H52V85H51ZM76 89H77V91H72L71 94L73 92L75 93V92H78L80 90V88H77V87H76ZM54 91H57V90H54ZM65 91H68V89H66ZM86 91H87V89H86ZM134 92H135V90H134ZM87 93L91 94V92H87ZM134 96L135 97H130L128 95L125 98L130 97V98L136 99V93ZM119 97L121 99H125V98H122L121 96H119ZM94 98L96 99L95 95H94ZM107 98H112V97L108 96ZM113 98L115 99V93H113ZM96 100H99V99H96ZM263 104H264V95H262V92H261L259 94V96L254 98V102H252V103L248 102V104H245L244 106L241 107V109L238 110L237 114L235 113L234 116L231 115L229 119L222 121L219 125V129L218 130L216 129V131L214 132L216 137L213 140V142L209 148V151L207 153L211 152L210 154H212V152H214L221 144H223L222 142H223L224 138L227 136V134L231 130L234 131L236 125L237 124L239 125L240 123H242L244 121V118L246 117L248 111L252 110V108H254V107H258V106H254V105H260L261 106ZM138 105H141V104H139V102H138ZM240 105H242V103ZM160 116L162 117V120L167 124L168 122L165 119V117H163L161 114H160ZM224 118H226V117H224ZM216 132H217V134H216ZM228 139H231V135H229ZM230 150H232V149H230ZM215 153H217V151H215ZM219 160L222 163V159L220 158V155H219ZM205 161H206L207 165H206V170H205L204 175H203L204 177L202 179L194 180V181L190 182L189 181L190 178L186 177L180 182L170 181V182H167V184H165V183L161 184V185L160 184H154V185L147 187V192L149 194L155 195V197H157V198H161V199L165 198V207H166L164 212L162 211L161 214L157 215V217L160 219L159 223L162 226L159 228L158 227L154 228L152 234L149 237L148 236L137 237V236L127 234V233H125L126 235H124V236H120V234H118V233L124 234V232H121V231L118 232L117 234L112 233V234H110L111 238L109 236L108 243L99 240L100 241L99 245L93 246V248H91L90 254H89V252L83 253L81 256L82 259H81L80 263H78V264H136L139 262H140V264H152L153 262H155V264H163L162 261H163L165 255L170 256V254L168 252L177 248L178 241L181 242V244H182L181 248L182 249H180L179 255L176 254L178 256L177 261H179V259L181 260L183 258L181 260V262H179L178 264H186L185 261H187L190 247H192L196 242H198L201 239V237H203V235L206 233V231H208V229H210V227L214 226L215 230L217 232L223 231L222 228L220 227V225L217 226V223H216V221H218V218H217V212H216L215 204L211 201L206 200L204 197H201L199 194L207 186L206 183L208 184V182L211 181L212 177L215 175L214 173L217 172V168H216L214 162L208 156L206 157ZM256 168H260L259 169L260 171L262 170L260 172V174H257L254 176H255V179H257L256 183L260 187L262 197H264V163L262 161L261 162L259 161L258 166H254L253 171L250 169L251 172H249L250 174L248 173V178L252 177L254 172L258 171V170H256ZM221 174H223V173H221ZM193 177L196 178L195 176H193ZM221 177H223V176H221ZM236 182H237L238 187L241 186V184L238 183V181H236ZM171 184L173 187V190L171 191V193L174 191L173 192L174 195L172 197H168L167 195H163L165 193V189H167V190L171 189V187H167L168 185H171ZM177 185H179V186H177ZM240 191L241 190H238L239 195H240L239 197H241V195H243V193H244L243 191H241V192ZM234 194H235V192H234ZM181 195H182V199H181L180 204H177L176 202H175L176 203L175 204L174 198L176 196H181ZM236 196H238V195H236ZM166 197H168V198H166ZM193 199L195 202L192 205L191 203L193 202ZM188 202L190 205H188ZM228 204H230L229 200L228 199L224 200V201H222L221 207H219V208L225 209L228 206ZM244 204L245 205H248V204H252V205L254 204L255 205V202L248 201L247 203L244 202ZM263 204H264V202H263ZM186 207H189L190 209L198 208V213H200V222L199 223H197V220L194 223L192 218L189 219L191 222L190 226L196 227L195 230H193V231H189L186 228V227H188V225L190 223L188 224L186 222H183L182 220L180 221L177 218V213L182 211V215H183V211ZM256 207L258 208L257 211H260L261 209L264 208L262 203H257V202H256ZM184 213H186V211H184ZM188 213H190V211H188ZM187 217H191V216H187ZM175 218H177V219L175 220ZM179 221L181 223H183V225L185 227V230L184 231L182 230L183 232L178 230ZM246 221H248V220H246ZM261 222H262V218H261ZM160 224L158 226H160ZM167 224H169V228L165 227V225H167ZM241 224L245 225V221H242ZM172 226H174L176 233L173 236V238H170V230L169 229L172 228ZM171 233H172V231H171ZM233 233H235V231ZM99 235H98V237H99ZM249 241H250L249 244L256 243V238L255 239L250 238ZM177 249H175L174 253H177ZM258 250H261V248H258ZM262 250H264V249H262ZM78 260H79L78 255H74L70 259H68L67 261H71V262L75 263V261H78ZM254 262H256V261H254ZM64 263H66V261ZM0 264H12L6 260L5 256L1 253V250H0ZM251 264H254V263H251Z\"/></svg>","mask_w":264,"mask_h":264},{"label":"built area","instance_id":"obj_5","mask_svg":"<svg viewBox=\"0 0 264 264\" xmlns=\"http://www.w3.org/2000/svg\"><path fill=\"white\" fill-rule=\"evenodd\" d=\"M115 1H117V0H115ZM219 1V0H218ZM227 1H233L234 2V5H237V7L238 8H252L253 9V13H259V14H261L262 15V12H261V10H260V4H258V3H256V4H253V3H251V2H247V4L246 5H242V3H240L238 0H220L219 1V3H223V6H222V13H225V12H229V10H230V6H228L225 2H227ZM166 7V6H165ZM107 9H112L111 8V5H108V7H107ZM250 14H251V12H250ZM152 16V14H149L148 15V17H146V15L143 17V18H141L140 20H138L136 23H138L139 21H146L145 23H144V25L142 24V26H140V29H139V34H136V29H135V23H132V25L130 26V28H129V30H128V32H130L129 33V35H127L126 37H125V39H124V37H123V40H122V42H126V46L128 47L127 48V50L129 49V51H130V53L131 54H133V58H132V60L131 61H133L132 62V64H134L135 65V67H137L138 69V71H140L141 69H143V67H142V65L144 64L143 63V60H144V58H146V64H149V65H151L150 63H152V62H154L155 63V65H156V67H150V69H155L157 72H159L160 74H161V76H163L164 78L166 77L165 75H163V73L164 72H166V71H168V68L166 67V66H164L162 63L166 60V57L167 58H170V57H173V55H176L177 53H176V51L175 52H173V49L172 50H169V49H164V51L165 52H161V48H162V46H163V44H162V41H161V34H160V32H157V34L156 35H152L151 34V30H152V28L150 27V25H151V17ZM147 18V19H146ZM214 19H216L217 20V22H225V20H223V18H221L220 17V15H219V13L216 15V17L214 18ZM221 19V20H220ZM209 22V21H208ZM246 21H244L243 23L241 22V23H239L238 25L237 24H235L234 22H231V21H226V24H227V26H229L230 27V29L232 30V31H235V30H237V29H242L243 28V32L245 33V34H247L246 32H247V27H246ZM161 26V25H160ZM226 26V27H227ZM152 27H156V28H159L158 26H156L155 24H153V26ZM128 32L126 33V34H128ZM125 34V35H126ZM124 35V36H125ZM145 38H147L148 40H151V41H146L145 40ZM154 38H156V39H154ZM239 38L241 39V38H246V40H248V37H244V35H240L239 36ZM232 40V39H231ZM251 40H252V38H251ZM203 42H205V43H203V46H201V49H200V51H201V53L200 54H202V52H203V48L205 47L206 49L208 48L209 50H211L210 51V56H214L215 55V50H212V48L211 47H209V43L210 42H208V41H203ZM137 43H139L138 45H137ZM124 44V43H123ZM134 44H136V47H134ZM211 44V43H210ZM125 46V45H124ZM233 47L231 46V47H229V51H230V49H232ZM249 55H255V54H246V56H249ZM226 56V55H225ZM196 57V56H195ZM228 58H230L231 60H232V57L231 56H227ZM178 58L180 59V63H182V62H184V58L183 57H181V56H178ZM198 60H199V58H200V56H198V57H196ZM104 61L106 62V64H108V63H110V61L108 60H106V58L104 57ZM226 64V67L229 69V71L231 70L230 68L232 67V65L230 64V63H225ZM133 65V66H134ZM173 67V73L175 74L176 73V77H173V78H171V84H174V82L176 81V79H179V77L182 75V74H184L185 73V70L184 69H182L181 70V68H174V66H172ZM264 69V63H259V67H258V71L260 72L261 70H263ZM112 70H114V71H116V72H118V66L117 65H113V67H112V69H111V71ZM180 71V73H178ZM218 71H221L220 69H218ZM222 73H224V74H227V72L228 71H221ZM172 73V74H173ZM260 73H262V75L264 74L263 72H260ZM228 74H232L233 75V81H234V86L236 87V89H237V91L238 90H242L241 88H240V85H242V83L241 82H244V80H242L241 79V75H237L236 73H234L233 72V70H231ZM235 77V78H234ZM167 80H169L170 81V79H168V77H167ZM202 80H204V79H202ZM237 83V84H236ZM163 86H166V89L168 88V81H165V80H163V83H161ZM203 84V83H202ZM245 84H246V86L248 87L247 88V90L248 89H251V88H253V87H255V86H257V85H251V84H249V83H247L246 81H245ZM159 88V87H158ZM180 88L182 89V87L180 86ZM148 89H151V88H144V91L145 90H148ZM209 89V91H210V95L212 94L213 96H214V94H213V92H214V90H213V88H208ZM162 90V89H161ZM206 82H204V84H203V87L201 88V90H200V92L198 93V95H197V97H196V99H199V98H201V97H203L205 94H206ZM131 91H134L133 89H131ZM261 92H262V95H264V90L263 89H261ZM160 93H163L162 91H160ZM205 93V94H204ZM200 95H201V97H200ZM246 96V95H245ZM147 97L150 99V100H155V98L156 97H151V96H149V95H147ZM163 97V96H162ZM186 100V99H185ZM246 100L247 101H250V102H253V98L250 96H246ZM187 101L188 102H191L190 100H188L187 99ZM243 102H245V101H243ZM262 106V109H260V108H258V107H256V108H254V109H252V110H250L248 113H247V115H246V117L244 118V122H246V123H250L249 125L252 127L253 126V123H252V121L254 120V119H256V121H257V123L258 124H261V126H263V124H264V104L263 105H261ZM261 106H259V107H261ZM258 110V111H257ZM153 114H155V115H158L157 113H156V111H154L153 110ZM200 116H202V114L200 115ZM254 122V121H253ZM241 124V123H240ZM185 126V128H187L186 127V125H184ZM260 126V127H261ZM196 127V126H195ZM197 127H199V126H197ZM264 132V131H263ZM196 143V142H195ZM198 143V142H197ZM140 199H138V201H139ZM234 202H237V201H234ZM137 205H138V203H137ZM145 205V204H144ZM142 206V205H141ZM140 206V207H141ZM240 209H241V207H240ZM140 214L139 213H136V217H138ZM236 218H238L239 217V215L236 213ZM144 220V219H143ZM253 222V220L251 221V222H249V225H250V223H252ZM249 226H247V228H248ZM120 232V231H119ZM110 233H114L113 231L112 232H106L105 234H102L103 236H107L108 234H110ZM95 237H96V235H95ZM97 239H99V237H96ZM93 244V243H92ZM239 247V246H238ZM239 249V252H240V254H242L243 256H244V259L246 258V263H249V264H251V263H253V259L251 258V257H245V255H244V253H246V251H244V250H242V248L241 247H239L238 248ZM70 253L72 252V250H74V251H78L77 252V254H75V255H78V258H79V260L78 261H75V263L74 264H78V263H80L79 261H81V259H82V254L83 253H88L89 252V249H88V251L87 250H82L81 248H77L76 246H71L70 247ZM70 253H69V255H68V257H67V259L65 260V261H67L68 259H70L71 258V255H70ZM264 258V257H263ZM166 261H172L171 260V258H170V256L169 255H165V257H164V259H163V261H162V263L163 264H166L167 262ZM245 263V264H246Z\"/></svg>","mask_w":264,"mask_h":264},{"label":"flooded vegetation","instance_id":"obj_6","mask_svg":"<svg viewBox=\"0 0 264 264\" xmlns=\"http://www.w3.org/2000/svg\"><path fill=\"white\" fill-rule=\"evenodd\" d=\"M195 1H198V0H195ZM197 5H199V6H203V4H197ZM196 41V40H195ZM194 41V42H195ZM253 183H254V181H249V182H247V183H245L246 184V187L244 186L245 184H242V190L241 191H244L245 190V192L246 191H248V190H250V189H252L253 190V195L255 196V195H257V198H258V200L257 201H255V200H253L254 199V197L252 196V199H250V202H255V206H256V202L257 203H261V196L258 194V189L256 188V187H254L253 186ZM230 184V183H229ZM251 186H250V185ZM249 186H250V188H249ZM230 187V186H229ZM245 187V188H244ZM253 187V188H252ZM255 190V191H254ZM240 191V192H241ZM233 192V193H232ZM234 192H235V194H234ZM236 195H238V196H236ZM239 192H236V191H234V189H232V187H230V192H229V195H228V197H227V199L229 200V202H230V204H228V206H227V208H231L232 206H235V209H233L232 211H230V209H229V214L227 215V216H230V218L233 220V222H234V220L236 219V213L239 215V217L237 218V219H239L240 220V222L238 221L237 222V224L235 225V226H233V228H231V229H227V231H228V233H227V238H228V240H229V246L230 247H232V248H235L236 249V246L235 245H233L232 246V238H235L236 237V235L235 234H237L239 231H240V234H241V236H242V238L244 239V243L246 244V240H248V239H255V234L256 233H260L261 234V238L260 239H257L256 238V243H252L251 245H252V248L254 249V251H259L255 246L257 245H259L260 243H263L264 244V239H263V236H264V208L263 209H261L260 211H257V207H255V208H250V210L253 212L251 215H245L244 216V218L243 219H241V213H240V207H242V204L239 202V201H237V200H239ZM256 198V199H257ZM234 201H237V202H234ZM254 205V204H253ZM264 206V205H263ZM257 211V212H256ZM235 218V219H234ZM261 218H262V222H261ZM246 220H248V221H246ZM253 220V222L252 223H250V228H252L253 227V231H249L248 230V232L249 233H247V234H245V236H244V233L243 232H241V231H246L245 229L247 228V226H249V222H251ZM236 221V220H235ZM242 221H245V225H242L241 224V222ZM244 226H246V228H244ZM242 227V228H241ZM236 232V233H233V232ZM238 240H241V238H239ZM244 243H242V245H244ZM249 244V243H248ZM242 245H240V244H238V246L239 247H241L242 248ZM250 245V244H249ZM245 251V250H244ZM261 260H258V262L259 263H261L262 262V260L264 261V258L262 259V258H260Z\"/></svg>","mask_w":264,"mask_h":264},{"label":"crops","instance_id":"obj_7","mask_svg":"<svg viewBox=\"0 0 264 264\" xmlns=\"http://www.w3.org/2000/svg\"><path fill=\"white\" fill-rule=\"evenodd\" d=\"M128 1H130V3H131V0H128ZM195 1V0H194ZM248 2H251V3H253V4H256V3H258V4H260L257 0H247ZM129 3V4H130ZM132 4V3H131ZM193 4V3H192ZM124 5H126V4H124ZM197 5V4H196ZM198 6V5H197ZM234 8H238L237 6H235V5H233V6H230V10H232V9H234ZM106 9V8H105ZM114 8H112L111 10H109V9H106V10H109V11H112ZM239 9V8H238ZM229 10V11H230ZM260 10H261V12H262V17H263V11H262V7H261V5H260ZM243 11H244V13H245V10H244V8H243ZM149 12V11H148ZM179 12V11H178ZM229 14V13H228ZM255 14V13H254ZM188 15V14H187ZM246 17H249V16H246ZM141 18H143V17H140V18H138L137 19V21L138 20H140ZM215 17H210V18H203V20L202 21H204V20H207V21H209V20H212V19H214ZM186 20H189V18H186ZM214 20H216V19H214ZM223 20H225V21H231V20H227V19H225V18H223ZM196 22H197V25L200 27V24H201V22H199V21H197V20H195ZM231 22H233V21H231ZM244 21H242V23H243ZM247 22V21H246ZM235 23V22H234ZM248 28V27H247ZM251 30H252V28H251ZM243 31V28L242 29H237V30H235L234 31V33L236 32V34L237 33H239V32H242ZM241 35H244V37H248V34L246 35L244 32L241 34ZM253 36H254V31H253V34H252V38H253ZM197 38V37H196ZM191 40H192V46H194V47H196V48H198V46L197 45H195L194 44V41L196 40L195 39V36L193 35V37L191 38ZM201 42H203V41H205V40H200ZM238 41H241L240 40V38L239 39H236V40H234V39H230V38H228V42H229V44H230V46H232L233 47V42L235 43V42H238ZM248 41V40H247ZM244 42V41H243ZM243 42H238V43H243ZM203 43H205V42H203ZM250 43H252V41L250 42ZM249 43V44H250ZM209 45H211V47H215L214 45H212V44H210L209 43ZM246 45H248V44H246ZM232 51H233V48L232 49H230V53L232 54ZM246 54H250V53H245V57H248V56H246ZM252 54V53H251ZM254 54V53H253ZM234 55V54H233ZM201 56V55H200ZM230 56V55H229ZM250 56H255V55H250ZM232 57V56H231ZM237 58V56L236 55H234L233 57H232V59H236ZM238 60H241V61H239V62H245V64H242V66H241V77H242V75H243V73H244V68H245V65L248 63V62H246V60H242V59H239L238 58ZM199 61H200V59H199ZM260 63H264V61L263 62H260ZM249 64V63H248ZM259 65V64H258ZM237 74H238V71H237ZM263 81H261V83H262ZM261 83H258V84H255V85H260Z\"/></svg>","mask_w":264,"mask_h":264},{"label":"water","instance_id":"obj_8","mask_svg":"<svg viewBox=\"0 0 264 264\" xmlns=\"http://www.w3.org/2000/svg\"><path fill=\"white\" fill-rule=\"evenodd\" d=\"M245 10V15L246 16H249L250 15V9H248V8H245L244 9ZM212 21H215L214 19H212ZM165 26H168V25H165ZM208 26V21L207 20H204V21H202L201 22V24H200V27L201 28H205V27H207ZM204 31H205V29H204ZM207 32V31H206ZM88 35V34H87ZM86 35V36H87ZM167 35H171V31H168L167 32ZM81 39H82V41L80 42H77V44L79 43V44H81L83 41H85V39L83 40V35H82V37H81ZM72 45H75L74 43H72ZM202 83L204 84V81H202ZM180 90H181V88H180ZM146 92H147V94L149 95V96H153V91H152V89H148V90H145ZM177 97H178V99H179V101H183L178 95H177ZM220 125V124H219ZM219 127V126H218ZM166 198H168V197H166ZM109 235H107V237H108ZM255 238H257V239H260L261 238V234L260 233H256L255 234ZM257 249L258 248H261V250L260 251H264V250H262V249H264V244L263 243H260L258 246L256 245L255 246ZM1 250V249H0ZM191 250V249H190ZM190 250H189V253H188V255L190 254ZM91 253V250L89 251V254ZM2 254L5 256V258H6V260L9 262V263H11V261L7 258V256L2 252ZM188 263V262H187ZM186 263V264H187ZM246 264H249V263H246Z\"/></svg>","mask_w":264,"mask_h":264}]
</instances>
